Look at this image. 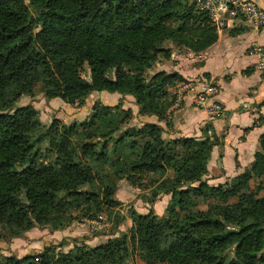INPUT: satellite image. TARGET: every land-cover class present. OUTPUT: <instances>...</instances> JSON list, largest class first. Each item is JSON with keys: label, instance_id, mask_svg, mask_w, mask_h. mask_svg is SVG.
Returning <instances> with one entry per match:
<instances>
[{"label": "trees", "instance_id": "1", "mask_svg": "<svg viewBox=\"0 0 264 264\" xmlns=\"http://www.w3.org/2000/svg\"><path fill=\"white\" fill-rule=\"evenodd\" d=\"M217 37L187 0H0L1 227L14 235L13 228L63 229L75 219L73 209L91 218L115 205L120 180L149 185L143 195L149 204L169 195L163 216L132 213L130 236L75 244L66 253L48 245L36 255L4 256L0 264H127L129 238L146 264H264V133L249 168L225 189L204 179L212 148L220 152L219 137L167 140L159 124L146 121L166 120L165 88L182 79L159 71L145 80L157 55L170 56L164 42L197 54ZM37 84L40 99L68 104H83L93 91L130 94L142 126L123 130L129 111L94 104L83 131L59 133L56 120L44 129L34 108L17 106ZM43 142L57 153L39 167ZM253 177L263 178L258 194L233 204Z\"/></svg>", "mask_w": 264, "mask_h": 264}, {"label": "rangeland", "instance_id": "2", "mask_svg": "<svg viewBox=\"0 0 264 264\" xmlns=\"http://www.w3.org/2000/svg\"><path fill=\"white\" fill-rule=\"evenodd\" d=\"M188 3H191V0H187ZM173 27L175 24H171ZM192 34V32H189ZM163 47L170 48L171 51H179L180 54H184V58L189 60L192 58L187 54L191 53L188 49L175 47L170 41H166L163 44ZM171 54V53H170ZM157 62L151 68L146 70L144 76L145 80H149L150 77L159 71V68H165L166 71H169L170 64H174L176 61H172L170 56L168 58L163 57L162 55H157ZM184 63L188 61L184 60ZM200 60H196L193 64H199ZM165 73H176L166 72ZM81 76L89 78L88 70L83 69L80 72ZM207 74H204L203 77H206ZM107 80H113L114 70L108 71L105 75ZM204 80V79H201ZM200 80V81H201ZM189 81L182 78L181 80L177 79L172 84L168 85L165 88V100L170 101V105L167 107L164 113L166 120L158 121V118L155 115L148 116L146 121L155 122L159 124L162 129H164L163 138L169 140L171 139L170 134L172 129V120H170V113L182 106L183 99L188 97L190 110H204V108L198 105L194 101V91L189 88H186ZM195 84V83H194ZM40 85L37 84L34 87V96L30 98L28 95L21 96L17 101V106L30 105L37 112V118L39 122L44 126V129L52 125L56 120L57 123L55 126L59 133L65 132L68 129H74L76 132L83 131L84 127L89 123L90 115L92 113V106L96 105H108L113 106L117 105L116 112L119 110L129 111L130 117L121 124L123 130L125 127L133 126L134 128H139L142 126L143 120L138 116V106L136 105L135 98L130 94H121L117 92H108L106 90L93 91L89 93L83 101V104L75 102L74 104H68L62 101L61 99L55 98L53 100L47 101L43 98L38 97V92ZM144 118V117H143ZM145 120V119H144ZM196 130V128H194ZM194 130V131H195ZM187 134L192 133V128L185 130ZM213 128L210 124H204L200 128L201 136L197 138L196 136H185V137H194L201 139L205 136L219 137L213 133ZM74 135H69L71 140H74ZM179 138V137H178ZM259 146V145H258ZM41 150V158L39 157L37 165L46 166L49 162L56 156V150H45L46 143L43 142L39 145ZM259 150V149H258ZM210 158V157H209ZM209 163V160H208ZM207 163V174L204 179L211 186H223V188L229 187V182L233 177L229 178H220L215 181L216 177L209 175ZM244 172V171H243ZM241 172V173H243ZM238 174V175H241ZM236 175V176H238ZM234 176V177H236ZM262 177H253L245 185L239 188L237 197L231 202L233 204H239L238 206H243L247 202L251 201L258 193L256 192L257 187L262 181ZM96 185L99 188H103L101 185L100 179L97 178L95 181ZM147 188L140 186L138 182L136 184H131L126 180H120L117 182L116 191L112 196L115 205L109 208H103L95 216L88 218L82 216V212L79 210H71V217L75 219L69 220L67 226L63 229L53 230L50 227H40L34 226L25 230H20L13 228L14 232H18L17 235L11 234L7 229L1 227L0 224V259L4 256H15L21 258L27 255H36L39 252L43 251V248L48 245L54 246V251L66 253L68 252L75 244H85L86 246H96L103 244L108 239L118 238L122 233H126L127 236L131 235L132 229V213H147L152 210L156 215L163 216L165 215L166 203L169 200V197L166 200L161 195L159 199L155 200L151 204L148 202V197H143L144 194H147L149 191V185ZM169 196V195H167ZM163 197V198H162ZM147 200V201H146ZM199 209L206 208V205L202 204L198 206ZM70 228L71 235L68 236V230ZM19 230V231H18ZM74 235V236H72ZM128 247L130 248V254L128 255L127 264H146L139 255V251L135 248V240L129 238Z\"/></svg>", "mask_w": 264, "mask_h": 264}, {"label": "crops", "instance_id": "3", "mask_svg": "<svg viewBox=\"0 0 264 264\" xmlns=\"http://www.w3.org/2000/svg\"><path fill=\"white\" fill-rule=\"evenodd\" d=\"M256 1L264 10V0ZM217 35L210 47L197 54H187L192 57L190 60L172 50L170 59L176 62L170 64L169 71L158 70L174 71L186 80L204 79L216 86L214 100L223 111L219 117L209 118L205 110H190L188 97L169 117L171 138H200L204 124H210L213 133L221 136L220 152L218 147H213L208 163L209 175L212 173L215 181H220L218 179L234 177L249 168L259 149V137L264 133V64H259L256 53V48H264V25L254 28L237 22ZM196 60L200 63L193 64ZM204 74L207 76L203 77ZM189 128L192 133H185ZM163 197L167 202L169 196ZM66 229L70 236V228Z\"/></svg>", "mask_w": 264, "mask_h": 264}, {"label": "built area", "instance_id": "4", "mask_svg": "<svg viewBox=\"0 0 264 264\" xmlns=\"http://www.w3.org/2000/svg\"><path fill=\"white\" fill-rule=\"evenodd\" d=\"M195 9L206 15L207 20L221 32L235 23H245L254 28L264 25V10L256 0H191ZM260 65L264 64V48H256ZM195 83V84H194ZM186 88L194 91V101L202 106L209 118L219 117L222 107L214 100L216 86L210 81H189Z\"/></svg>", "mask_w": 264, "mask_h": 264}]
</instances>
